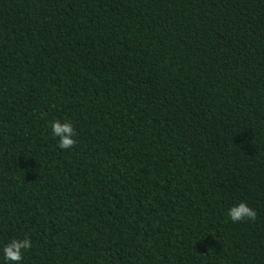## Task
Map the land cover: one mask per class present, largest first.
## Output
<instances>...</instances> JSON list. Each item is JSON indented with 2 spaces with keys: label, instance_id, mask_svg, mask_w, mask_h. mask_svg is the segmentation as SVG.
<instances>
[{
  "label": "trees",
  "instance_id": "obj_1",
  "mask_svg": "<svg viewBox=\"0 0 264 264\" xmlns=\"http://www.w3.org/2000/svg\"><path fill=\"white\" fill-rule=\"evenodd\" d=\"M26 235L23 264H264V0H0V250Z\"/></svg>",
  "mask_w": 264,
  "mask_h": 264
},
{
  "label": "clouds",
  "instance_id": "obj_2",
  "mask_svg": "<svg viewBox=\"0 0 264 264\" xmlns=\"http://www.w3.org/2000/svg\"><path fill=\"white\" fill-rule=\"evenodd\" d=\"M51 135L58 141V147L62 150L72 149L76 141V129L71 121L55 120L50 122ZM227 218L233 223H240L245 220L255 221L257 218L256 210L247 202L240 201L233 204L226 210ZM33 241L29 236L24 238H14L4 244L0 250V264H23L25 253L32 249Z\"/></svg>",
  "mask_w": 264,
  "mask_h": 264
}]
</instances>
